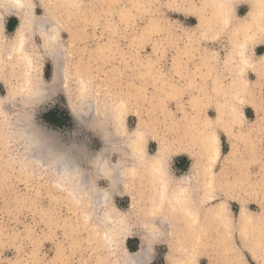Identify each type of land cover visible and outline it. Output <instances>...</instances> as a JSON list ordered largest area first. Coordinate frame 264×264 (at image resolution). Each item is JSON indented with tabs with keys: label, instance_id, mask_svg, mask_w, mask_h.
<instances>
[{
	"label": "rangeland",
	"instance_id": "rangeland-1",
	"mask_svg": "<svg viewBox=\"0 0 264 264\" xmlns=\"http://www.w3.org/2000/svg\"><path fill=\"white\" fill-rule=\"evenodd\" d=\"M209 1L32 0L44 29L37 25L17 55L12 48L19 21L0 9L1 96L6 82L23 89L27 59L33 78L50 86L55 58L49 49L64 56V75L47 99L32 104L19 95L0 104V264H131L127 250L142 247L151 224L164 237L153 243L149 264H264V0L253 25L243 22L255 0L220 10ZM245 56L259 69L242 71ZM83 82L87 102L105 114L104 132L110 133L115 104L126 101L127 130L140 122L149 129L147 154L166 145L172 178H194L193 205L200 209L167 212L175 229L157 222L160 215L157 223L145 217L154 216L153 178L127 146L113 150L110 162L120 164L124 153L121 174L132 190L113 194L110 205L130 214L131 234L124 242L105 239L107 205L99 193L109 181L96 176L92 164L104 143L95 122L84 127L71 108L85 103ZM26 118L54 133L59 148L95 178L94 192L80 190L77 200L49 166L27 157L19 135ZM215 135L219 152L211 162L203 150ZM223 201L230 223L208 214Z\"/></svg>",
	"mask_w": 264,
	"mask_h": 264
},
{
	"label": "bare ground",
	"instance_id": "bare-ground-1",
	"mask_svg": "<svg viewBox=\"0 0 264 264\" xmlns=\"http://www.w3.org/2000/svg\"><path fill=\"white\" fill-rule=\"evenodd\" d=\"M209 2L211 3V0ZM235 2L238 3V0H232V1L231 0H213V5L215 7V10H216V7H218L217 10H220V7H224L225 5H228V4L235 5L236 4ZM250 2L252 1L250 0ZM254 3H250V7H251L250 12L247 15V19L245 20V22H243L245 24L247 23L246 25L254 24V20H256L257 14H258L257 5L258 6L261 5L263 1L260 0V2H258V0L257 1L255 0ZM34 7L35 5L33 4L32 0H0V9L4 13L14 16L17 19V21H19V27L17 30V38L12 48L13 49L12 52H14L16 55L17 53L21 52V50L23 49L25 45L26 39L29 38L30 35L33 34L37 25H38L39 31L40 30L42 31L44 29L42 20L38 18L37 14L35 13ZM223 14L225 15L226 13H223ZM223 19L225 18L223 17ZM45 41H46L45 45L48 48L50 41L48 42L46 39ZM57 46H58V43H57ZM56 48L49 49L51 51V54H53L55 58V75H54V79L52 80L50 86H45L42 83V81L35 80L33 78L34 74H32L33 72H32L31 60L29 61L27 59L26 61H28L29 63L27 62L28 65L26 64L27 67H25L23 70V76L25 80V85L23 89L16 88L14 87V85L12 86L11 83L6 82L7 83V94L5 96L0 95V104L4 101L11 102L14 99L18 98L19 95H22L26 97L27 99H29L32 104L41 103L42 101L47 99L51 95L52 91L57 87L58 83L60 82V78H62L64 75L63 70H62L63 54L61 53L62 55L61 57H59L58 55L60 54H58V51ZM14 53L10 54V59L14 58L13 56ZM241 54L242 52L240 53V56ZM23 60L25 61V59ZM259 64H264V56H262ZM257 66L258 64H256L255 66V63L252 61V59H249L247 56H245V58L244 57L242 58L240 69L243 71L246 69V67H257ZM2 73H3L2 69L0 68V77H2ZM240 87L242 88V85ZM86 90H87V86L85 82H83L82 92L80 96L84 99L83 101L85 103L83 104L82 107H78L75 105V103H71V108H72L74 117L82 125H84V127L86 125L88 126L90 122H95V126L101 132V138L104 143L103 149L98 154V156L96 157L95 161L92 164L95 167V175L98 177L100 176L106 177L107 180L109 181V187L106 190H103L102 192L99 193L104 204L107 205L104 217L101 220L103 223V227L105 229V234H104L105 239L110 243H115V242H120V241L124 242L128 238H130V234H131V226L129 224L130 214L119 210L113 205H110V199L113 196V194L127 195L130 193V190H132L131 185L129 183L127 184V182L125 181V179L123 178L121 174V165L124 160V153L121 154L120 164L113 165L110 162V156L112 155L113 150L122 152L124 148L127 149V146L130 147L129 149H131L132 156H134L136 161L141 165V167L146 168L145 170H149L148 173H150L151 179L153 178L152 188L154 190L151 188V190H153L151 192L153 193H152V198L150 200V204L154 210L153 211L154 216L152 217V215L149 216L148 214V216H145V217H147L148 220L151 221V223H157V222L160 223L164 221L165 223H167V226L169 225L170 227L171 225L172 230L173 228L175 229V223L173 221H170L171 219L167 218V217L173 218V215L168 216V214H166L167 212L172 213L173 209L185 208L189 213L192 214L193 211L197 212L200 209L199 206L193 205V197L191 193L195 185L194 178L192 176H184L178 179L172 178V176L170 175L168 171V160H169L170 152H169V148L166 145L162 144L154 156H150L149 154H147L145 145L148 139L149 129H147V126L144 123L140 122L138 127L133 132H130L129 130H127L124 124V121H125L126 115L129 110V105L126 101L121 100L115 104L114 110L111 112L110 120H109L110 133L104 132L103 127L105 125V118H106L105 114L103 113L101 108L99 111L97 110L96 102H93V103L87 102L88 99H87ZM21 128L22 129L20 130V127H19V130H20L19 135L24 142L27 157L29 159H33L39 165L49 166L52 169L53 174L57 175L60 180H63L70 185L73 191V197H75L78 200L79 195L77 196V192L80 190H85L87 192H92V191L94 192L96 190L95 178L91 177L90 174H88L84 169H82L78 165L77 159L75 156L62 151L59 148L58 144L56 143V141L54 140L52 136L54 134L53 132H47L43 127L35 125L31 121L30 118L24 119L23 126ZM214 131H215L214 128H211V132H213L212 133L213 135L215 134ZM211 137H213L212 139H214L213 140L214 142H210L207 139L206 144L204 145L203 151H205V154L208 156V159L211 162H214L216 160V157L219 151H218V147L216 144V140H217L216 135L211 136ZM121 140H123L126 145H123V143H121ZM172 149L173 148H171V151H173ZM176 152H178V150ZM198 165L199 164L195 162L193 167L197 168ZM202 199L206 200L208 199V196L207 197L203 196ZM184 214H186V212ZM208 214L213 215L214 217H216V220L219 219V221L221 220V222H224V223L231 222V213L229 211L228 204L226 201H223L217 206H213V208L211 209V212H209ZM157 215H160L162 217L161 219H158V221L156 222ZM196 215L198 216V213ZM209 217L211 216L209 215ZM194 220H197V218H195ZM146 227L147 226L145 224L143 228L145 229ZM148 232L150 236L144 239L143 240L144 242L142 241L143 245L139 250H137L134 253H131L127 250L125 255L127 257V261L130 262L131 264H149L151 260V256H152L153 243L164 237V233L161 230H158L154 226V224L153 225L151 224V228ZM173 241H175V239H173ZM174 248L175 247L171 245L172 251L174 250Z\"/></svg>",
	"mask_w": 264,
	"mask_h": 264
},
{
	"label": "crops",
	"instance_id": "crops-1",
	"mask_svg": "<svg viewBox=\"0 0 264 264\" xmlns=\"http://www.w3.org/2000/svg\"><path fill=\"white\" fill-rule=\"evenodd\" d=\"M15 20H17L15 17H13ZM11 23V22H10ZM17 26H18V24H16V26H14V31L17 29Z\"/></svg>",
	"mask_w": 264,
	"mask_h": 264
}]
</instances>
